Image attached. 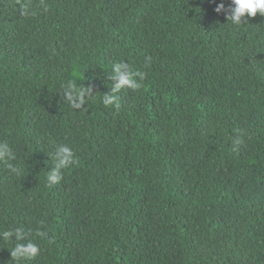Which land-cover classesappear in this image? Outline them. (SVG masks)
Returning a JSON list of instances; mask_svg holds the SVG:
<instances>
[{
  "label": "trees",
  "instance_id": "1",
  "mask_svg": "<svg viewBox=\"0 0 264 264\" xmlns=\"http://www.w3.org/2000/svg\"><path fill=\"white\" fill-rule=\"evenodd\" d=\"M229 8L0 0V264H264V15Z\"/></svg>",
  "mask_w": 264,
  "mask_h": 264
},
{
  "label": "clouds",
  "instance_id": "2",
  "mask_svg": "<svg viewBox=\"0 0 264 264\" xmlns=\"http://www.w3.org/2000/svg\"><path fill=\"white\" fill-rule=\"evenodd\" d=\"M223 3L216 5V11H220L223 9ZM259 12L261 15H264V0H230V8L228 15L234 23L239 24L241 18L247 14L248 17L255 16ZM124 67L122 64H114L113 71L115 75V89L119 90L123 87H128L131 89H137L138 85L131 79L129 73L122 71L121 69ZM86 90L76 91L75 90V98L71 95L67 97V99L72 103H83V96L85 95ZM116 98L114 95L106 94L103 97V103L105 106L114 104ZM7 158L8 160L14 159V154L11 149L6 144H0V160H4ZM55 158L57 163L55 167L51 168L48 174V180L50 183L55 184L59 183L62 179L61 169L74 162V154L72 149L67 145H60L55 150ZM8 169L11 172L18 173V169L12 165L7 164ZM7 236L8 233H5ZM40 235H44V233H40ZM38 252V248L35 244L29 242L27 244H16L14 249L11 251V256L20 259V258H29L34 257Z\"/></svg>",
  "mask_w": 264,
  "mask_h": 264
}]
</instances>
